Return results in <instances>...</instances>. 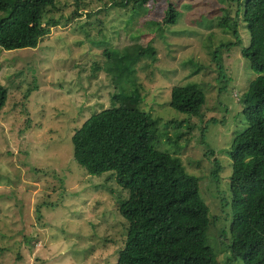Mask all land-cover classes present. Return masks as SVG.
<instances>
[{
  "label": "rangeland",
  "instance_id": "rangeland-1",
  "mask_svg": "<svg viewBox=\"0 0 264 264\" xmlns=\"http://www.w3.org/2000/svg\"><path fill=\"white\" fill-rule=\"evenodd\" d=\"M115 1L62 0L57 5L61 13L53 18L63 19L37 49L0 48V82L9 92L20 83L26 88L33 78L40 88L30 99L29 116L13 110L10 102L0 113V264L115 263L126 240L119 207L127 195L112 174L91 177L75 162L72 138L92 116L107 110L112 94L133 77L143 82V90L134 87V93L144 110L163 119L167 130L183 121L170 107L172 88L195 80L203 84L210 110L205 123H217L209 127L205 143L198 133L178 155L200 179L201 198L210 208L209 247L219 264L232 260L228 232L233 215L226 204L232 198L233 169L228 151L247 128L236 97L257 78L242 56L250 46L246 25L240 30L243 47L219 30L221 7L234 17L237 3L170 0L182 16L162 38L160 18L147 23L150 32L141 35L144 26L137 17L136 22H123L131 7L112 10ZM75 2L82 17L69 23ZM228 40L236 45L221 50L227 79L219 81L213 53ZM107 51L113 54L117 79L104 70ZM28 118L31 127L26 131ZM34 171L42 173H30ZM47 196L58 207L39 212Z\"/></svg>",
  "mask_w": 264,
  "mask_h": 264
},
{
  "label": "trees",
  "instance_id": "trees-1",
  "mask_svg": "<svg viewBox=\"0 0 264 264\" xmlns=\"http://www.w3.org/2000/svg\"><path fill=\"white\" fill-rule=\"evenodd\" d=\"M58 1L0 0V48L7 52L37 49L64 17L53 18L55 12L61 13L57 5L62 0ZM230 1L237 3V12L233 17L221 7L219 30L234 36L237 47H243L240 30L242 23L246 25L250 46L242 50V56L257 78L241 97H236L247 128L228 151L233 169L232 198L226 204L233 215L228 232L232 260L228 264H264V0ZM165 2L116 0L110 9L128 11L131 7L123 22H136L137 17L144 26L141 35L150 32L145 28L147 23L160 18V36L164 38L182 16L170 0ZM73 4L76 10L67 19L69 23L82 17L79 3ZM233 44L224 41L213 53L219 81L227 79L221 50H231ZM105 54L104 70L117 79L110 62L113 54ZM32 82L26 88L20 83L10 92L0 82V113L10 102L13 110L19 108L29 116L30 99L40 91L37 78ZM185 84L170 92L171 109L183 116L173 130L163 128V119L144 110L142 99L138 100L134 93V87L143 90V82L133 77L125 87L120 86L119 93L112 94L110 107L92 116L72 138L75 162L91 177L112 174L127 195L119 207L127 225L126 240L114 264H219L209 247L211 211L201 198L200 179L190 174L178 155L198 133L205 143L209 127L217 120L205 123L210 110L203 84L198 80ZM29 119L25 122L26 131L31 127ZM52 202L47 196L38 211L57 209L58 204Z\"/></svg>",
  "mask_w": 264,
  "mask_h": 264
}]
</instances>
